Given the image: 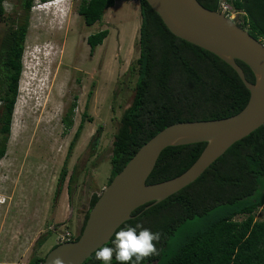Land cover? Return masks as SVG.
<instances>
[{
  "label": "trees",
  "instance_id": "trees-1",
  "mask_svg": "<svg viewBox=\"0 0 264 264\" xmlns=\"http://www.w3.org/2000/svg\"><path fill=\"white\" fill-rule=\"evenodd\" d=\"M116 0H81L77 9L85 25L100 21ZM139 1L140 25L135 60L136 80L128 107L118 119L110 153V176L118 173L138 148L164 127L179 121L221 118L240 111L249 91L236 71L215 54L175 36L146 0ZM218 10L221 1L232 10L243 11L242 27L256 38H264V0H198ZM0 0V21L6 24L0 37V159L10 135L13 107L22 69L24 40L31 0H21V13L6 15ZM108 29L86 38L91 51L102 43ZM249 81L254 76L240 60ZM72 102L62 122L73 124ZM85 117V114H82ZM83 117L68 146L70 153L83 126ZM205 142L167 146L159 154L146 182L155 183L185 171L200 155ZM67 160V159H66ZM66 163V162H65ZM66 175L60 172L56 195ZM74 175L68 179L71 197ZM98 193H92L76 240ZM150 204V205H149ZM264 204V123L231 144L194 181L165 199L148 202L132 211L126 224L140 223L160 233L158 254L141 264H264V219H255ZM149 205L148 207H145ZM242 219H236L237 216ZM69 218L54 227L64 233ZM114 235V234H113ZM103 245H111V239ZM54 243L50 248L55 247ZM48 250V251H49ZM47 251V252H48ZM47 254V253H46ZM45 254V255H46ZM32 256L28 264H41L45 257ZM82 264H103L95 251ZM111 264H118L113 257Z\"/></svg>",
  "mask_w": 264,
  "mask_h": 264
},
{
  "label": "rangeland",
  "instance_id": "rangeland-1",
  "mask_svg": "<svg viewBox=\"0 0 264 264\" xmlns=\"http://www.w3.org/2000/svg\"><path fill=\"white\" fill-rule=\"evenodd\" d=\"M7 2L13 8L6 15L21 13L19 0ZM80 3L32 1L10 135L0 159V264H28L32 256L45 255L58 242L54 227L68 218L65 231L78 234L91 194H99L110 176L113 134L134 93L139 1L116 0L90 26L77 12ZM234 12L243 24V11ZM5 26L0 21V37ZM100 29L109 33L91 51L86 38ZM73 101V124L65 130L62 117ZM255 219H264V204Z\"/></svg>",
  "mask_w": 264,
  "mask_h": 264
},
{
  "label": "water",
  "instance_id": "water-1",
  "mask_svg": "<svg viewBox=\"0 0 264 264\" xmlns=\"http://www.w3.org/2000/svg\"><path fill=\"white\" fill-rule=\"evenodd\" d=\"M146 1L171 33L215 54L236 71L249 91L247 103L229 116L179 121L158 131L102 188L79 237L50 249L42 264H53L56 257L62 258L64 264H82L110 240L124 221L133 217L131 213L135 208L148 202L157 203L185 187L231 144L264 123V44L260 38L220 11L204 7L198 0ZM236 60L249 67L253 81L246 78ZM195 142L206 144L185 171L160 182H146L165 147Z\"/></svg>",
  "mask_w": 264,
  "mask_h": 264
},
{
  "label": "clouds",
  "instance_id": "clouds-1",
  "mask_svg": "<svg viewBox=\"0 0 264 264\" xmlns=\"http://www.w3.org/2000/svg\"><path fill=\"white\" fill-rule=\"evenodd\" d=\"M52 0H45V3ZM13 5L5 0V9L11 11ZM160 233L143 227L137 223L134 226L126 224L114 232L111 245H102L95 251V259L103 264H111L113 257L118 264H141V261L158 254L157 243ZM53 264H64L56 257Z\"/></svg>",
  "mask_w": 264,
  "mask_h": 264
},
{
  "label": "built area",
  "instance_id": "built-area-1",
  "mask_svg": "<svg viewBox=\"0 0 264 264\" xmlns=\"http://www.w3.org/2000/svg\"><path fill=\"white\" fill-rule=\"evenodd\" d=\"M132 1H136V0H132ZM218 11H220L222 14H224L229 19L234 20L233 18H234L235 12L234 10L231 9L230 5L227 2L221 1ZM260 41L264 44V38H260ZM71 238H72V234L68 230H66L64 233L58 234L57 241L61 243L65 241H70L72 240Z\"/></svg>",
  "mask_w": 264,
  "mask_h": 264
},
{
  "label": "flooded vegetation",
  "instance_id": "flooded-vegetation-1",
  "mask_svg": "<svg viewBox=\"0 0 264 264\" xmlns=\"http://www.w3.org/2000/svg\"><path fill=\"white\" fill-rule=\"evenodd\" d=\"M4 1L5 0H3V2H2V5H3V7H4ZM31 1H33V0H31ZM19 3H20V7H21V0H19ZM4 11H5V8H4ZM6 13V12H5ZM238 23V22H237ZM238 24H240V23H238ZM81 226V225H80ZM80 226H79V228H78V230H80Z\"/></svg>",
  "mask_w": 264,
  "mask_h": 264
}]
</instances>
